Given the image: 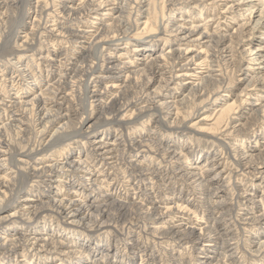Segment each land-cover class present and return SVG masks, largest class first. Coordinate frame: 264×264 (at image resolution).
Returning <instances> with one entry per match:
<instances>
[{"label":"bare ground","instance_id":"1","mask_svg":"<svg viewBox=\"0 0 264 264\" xmlns=\"http://www.w3.org/2000/svg\"><path fill=\"white\" fill-rule=\"evenodd\" d=\"M77 1L80 3L75 6ZM41 3V0H0V60L15 55L13 46L18 45L21 29L28 30L30 24L33 31L31 39L30 34L26 35L25 46H20L21 57L14 62L9 60V69L0 70V255L3 260L10 262L24 257L23 261L32 257L37 261L35 264H134L140 259L141 264H158L156 250L152 249L158 241L169 238L174 243L178 241L169 250L175 264H234L237 255L232 241L236 236L227 222V218L236 216L234 205L228 209L227 199L213 204L225 187L218 185L227 168L222 153H211L203 166L196 159L192 168L181 162L182 145H166L162 139L145 134L134 136L130 140L133 146L129 148L150 146L165 166L140 163L137 156L130 157L128 147L122 148L125 140L121 123L110 116L116 111L130 122L132 118L152 115L157 130L161 127L174 130L175 127L164 124L168 118L175 116L172 124L177 126L185 121L179 118V110L186 113L197 101L210 102L214 91L217 99L228 104L220 109L218 121L229 115L225 127L231 132H242L246 121L264 117V105L255 94L264 90L261 71L264 44L252 48L248 43L256 30L264 29L262 3L259 0H55L45 8ZM151 4L153 15L149 13ZM210 5L215 8L212 10ZM25 7L29 11L24 12ZM195 10L212 11V15L198 24L191 15H195ZM92 12L97 16L87 20L92 26L84 28L81 20ZM100 17L103 22L98 24ZM141 19L146 20L140 22ZM9 24L13 26L6 32L4 28ZM163 34L169 38L161 53L154 56L158 46L155 36ZM36 41L52 47L38 53L37 61L31 58L37 50ZM196 48L199 50L195 51ZM244 63L246 67L242 69ZM41 66L46 68L45 74ZM223 68L231 73L228 82L225 76L228 73ZM244 82L246 85L237 99L229 103L221 91ZM35 89L40 93L27 97ZM13 92L18 95L13 96ZM76 93L84 97L79 108L70 99ZM109 95L108 104L105 98ZM138 110L143 114L133 117ZM94 113L104 117L86 132L84 123ZM74 118L78 119L76 126L72 123ZM181 125L178 128H183ZM103 127H109L107 135L98 132ZM52 129L54 133L46 139ZM222 144L226 149L232 146ZM74 145L75 149L82 146L79 155L72 153ZM60 147L66 153L58 156ZM234 150L236 173L249 180L262 178L254 185L263 189L261 200L256 201L259 205L252 198L256 194L254 188H246L239 181L234 187L237 193H243L235 205L239 211L236 223L246 225L251 253L264 256V148L257 155L250 154L245 145ZM213 171L218 172L210 177ZM234 176L238 177L231 170L228 177ZM179 184L185 189L177 194ZM41 188L43 191H36ZM119 188H124L125 193ZM135 190L139 192H130ZM36 199L41 201L39 205H35ZM10 208H13L11 213L4 214ZM194 208H205L206 220L204 212L201 219L195 218L196 223L169 226L170 220L187 221L185 216ZM9 223H16V227H2ZM141 224L154 236L152 244L141 245L136 238L134 230ZM48 225L64 230L50 232ZM109 226L116 233L132 229L135 239L131 236L124 242L134 251L133 256L122 259L117 244L111 248H115L114 259L108 255L102 257L101 252L110 251L111 245L102 238L101 230ZM69 227L73 231L65 233ZM257 228L262 231L258 233ZM77 229L82 232L74 231ZM194 253L202 254L200 259L189 258L186 262L187 254ZM71 256L81 259L72 261ZM42 259L46 260L38 263Z\"/></svg>","mask_w":264,"mask_h":264},{"label":"rangeland","instance_id":"2","mask_svg":"<svg viewBox=\"0 0 264 264\" xmlns=\"http://www.w3.org/2000/svg\"><path fill=\"white\" fill-rule=\"evenodd\" d=\"M35 2L40 1V0H34ZM42 3V7L45 8V5L48 4H52L53 1L55 0H41ZM262 3V6L264 7V0H259ZM55 4L57 2H54ZM80 2L77 1L75 4V6H78ZM28 7H25L23 9V11L27 12L29 11V9H27ZM210 8L213 10L215 7L213 5H210ZM194 12V11H193ZM149 13L151 15H153L155 13L154 11V5L151 4V6L149 7ZM195 15H192V18L194 20H196V22L198 24L204 22L209 16L212 15V11L210 12H201V13H197V11L195 10ZM96 12H92L89 15H86L84 18H82V26L84 28L90 27L92 25L89 24V22H87L88 19H91L97 15H95ZM160 15V14H159ZM35 16V14H34ZM62 16V15H60ZM179 16L176 15L175 17ZM168 17V12H166V17ZM34 19V18H33ZM64 19H67V17H64ZM146 19H141L140 22L145 21ZM109 20H107L106 24L109 23ZM101 22H103L102 17H100L99 20L96 21V23L100 24ZM96 24V25H98ZM12 24H9L8 26H6L5 31L7 32L9 30V27ZM13 26V25H12ZM29 29L28 30H23V32H20L19 38L17 39V43L18 45L16 47L13 46V51L15 52L14 56L10 57V58H4L3 60H0V70H4L5 67L7 69H9V60H11L12 62L15 61V58L19 59V57H21V55L19 53L22 52V47L20 48V46H25L24 41H26V35H29L30 39L32 37L33 31L31 30L32 25H28ZM98 27V26H97ZM144 28V25L141 26V29ZM231 30V29H230ZM227 31H229V29H227ZM35 32V31H34ZM148 33H146L144 35V37L148 36ZM250 34L247 35V37H249ZM140 38L143 37L139 36ZM155 38L158 40V46L156 48V50L153 52L154 56H157L161 53V47L162 45H164L167 41V38H169V35L167 34H163V36H159L156 35ZM147 40V37H146ZM248 43H250V47H256L259 46L260 44H264V29H259L256 30L254 32V34L251 35L250 40H248ZM201 47V46H200ZM36 51L34 52L33 55H31V58L36 60V56L38 53L44 52L45 50H51L52 47L50 44H42L39 41H36ZM132 48H130V50H132ZM160 49V50H159ZM199 49L196 48L195 51H198ZM26 56V54L22 55V58H24ZM244 67H246V64H242V69H244ZM41 69L43 71V73H46V68L41 66ZM223 72H225L227 75L226 76V82H228L231 78V73L230 71L227 72V70L225 68H223ZM261 71L264 72V68L261 69ZM263 79H264V73H263ZM246 85V82L244 83H237L235 85H233L232 87H226L225 89H223L221 92L224 96H226V98H228L229 103H233V101H235L237 99V95H239L243 89V87ZM25 88V86H24ZM215 91L217 90V88H214ZM26 91H28V89H26ZM82 92H84V90H82ZM13 96H17L18 93L17 92H13ZM40 90L35 89L34 91H32L31 93H29L27 97H34L35 95L39 94ZM176 93V92H175ZM213 93V94H212ZM211 93V97H210V102H206V103H201L199 101H197L195 103V105H191V108H189L187 110V112H183V110H179L180 112V119L182 120L184 118L185 121H181L182 123H179L181 126H183V128H178L179 124H172L173 120H175V116L173 118H165L168 120V123H164L166 126L167 125H171L174 130H168L164 127H161L160 130H157L158 128V124L156 121H153V116L151 115L150 117H144L142 119L139 118H132V121L129 122L128 117L125 116H118L119 114H117V112L115 111L114 114H112V116H110L111 118L114 119V121H119L121 124L119 125V127L121 126L120 130L121 133L123 134L124 137V146H122V148L124 147H128L129 146H133L130 142V140L134 137V136H143L145 134H148V136H150L151 138L154 139H162L164 141V143L167 145L169 143H177L179 145H182V147H184V158L182 159V164L186 165L188 167H192L193 168V164L197 162L196 159H199V161H201L202 166L205 165V162L207 160V158L210 157L211 153L215 152V151H219L221 154V156L223 155V159H224V165L227 167L225 169V171L223 172L221 178L222 180H220V184L218 185H224V192L223 194H221L217 199H215L213 201V204H216L218 201L220 200H225L227 199L229 202V205H227L228 209L233 208L234 205V214H236V216H231L230 218H227V222L230 223L231 227L233 230H235V239L232 241V247L234 248V250H236V255L237 258L235 260L234 264H264V256L263 255H255L253 253H251L250 251V247L248 246V236L250 234H248L245 229L247 228L246 225H241V224H237L236 220H237V213L239 211H237V202L238 200L242 199V195L243 193H237L235 190V183L236 182H242L245 183V187L246 188H254L256 190V194L254 196H252L253 201H259L262 198L263 195V189L259 188V187H254L255 183L260 182L261 181V177L259 179V177L257 178H251L250 180L247 179L246 177L242 176L241 173H236L235 170V166H234V160L233 155L235 154V147L237 146H241V145H245V148L248 152H250V154L252 155H257L262 148H264V117H259V118H251L249 120V122L246 121V125H245V130H243L242 132H235L226 128L225 125L227 123V118L229 115H225L222 117V119L220 121H218V117L220 115V109L221 108H225L227 105H224L225 103L223 102V100H219V98L217 99V97L214 95V91ZM256 99H258L259 103L262 104V106L264 105V90H258L256 93ZM77 96V97H76ZM81 96V98H79ZM26 97V98H27ZM135 96H132L131 99L135 98ZM74 98H77L78 101ZM83 94L82 93H76V95L74 94V97H70V99H72L73 105L77 108L80 107L81 102H83ZM111 95H109L108 97L105 98V102L106 103H111ZM217 101V102H216ZM221 101V102H218ZM79 103V104H78ZM218 103V104H217ZM222 106V107H220ZM178 112V111H177ZM132 112L128 113V115H130ZM143 114V112H140V110H138L137 114H134L133 117H138L141 116ZM104 116L99 115V113H94L92 118L89 121H86L84 123L83 126V130H86L89 127H93L92 124L94 122H99L101 119H103ZM163 117H165V115H163ZM206 118L207 120L202 121V119ZM245 120V119H243ZM105 121V120H104ZM78 119L74 118L72 120V123H74V125H77ZM103 121H101L102 123ZM245 122V121H244ZM75 125V126H76ZM115 129V126L114 128ZM52 129L50 130V135L46 138L49 139V137L54 133ZM109 127H103V129H99L98 132L104 135H107L109 132ZM149 138V137H147ZM113 139H115V137H113ZM222 142H226L228 144H232V146L230 147V149H226L225 146L222 144ZM235 145V146H234ZM72 153H75L76 155H79L80 152H82L81 147H76L75 149V145L72 146ZM69 150V148L67 149ZM73 150L75 152H73ZM63 153H66L64 151V148H58L56 154L58 156H61ZM129 155L131 156H137V158H139L140 163H146V164H154V166H165L162 163H160L161 159L159 160L157 154L155 153V150H153L150 146H145L142 148H129ZM200 157V158H199ZM206 158V159H205ZM42 161V160H41ZM44 161H48V159H44ZM162 162V161H161ZM25 170V165L21 166V172H24ZM234 171V174L238 175L229 178V174L230 171ZM218 171H213L212 173H210V177L215 175V173H217ZM11 175V174H9ZM14 174L11 176L13 177ZM9 177V178H11ZM152 179H154L153 177L150 178V182H153ZM226 182V183H225ZM234 182V183H233ZM120 186V184L118 185V187ZM122 186V185H121ZM183 185L179 184L176 186V192L177 194L180 193V191H182ZM31 190L32 187H30ZM120 190H122V192L125 193L124 188H119ZM185 189V188H184ZM183 189V190H184ZM36 191L41 192L43 191V188L40 189H36ZM132 194H134L135 192H139L138 190L135 191H130ZM35 205H39L41 203V201L37 200L35 201ZM34 203V202H33ZM259 202L254 203L255 205H259L257 204ZM180 204H185V203H180ZM253 204V205H254ZM185 205H183L184 207ZM13 208H10L9 210H7V212H5L4 214H10L11 210ZM189 210V209H188ZM206 211L205 208L199 209V208H194L192 209V211L190 210V212L188 213V215L185 216V219H187V221H180L179 219H175V220H170V222L168 223L169 226H172L174 224L178 225L180 223H184V224H188V222L190 224L192 223H196L195 218L198 217V219H201V217H203L204 212ZM259 212H261V209L258 210ZM193 212H195V214H193ZM206 214V212H205ZM207 214L205 215L204 220H206ZM136 218V216L134 217ZM134 222H137L136 219H134ZM56 221V219H54ZM143 221V220H141ZM48 222L50 223V220H48ZM53 223V221H52ZM141 223V222H140ZM40 225L42 224V222L39 223ZM49 226V225H48ZM2 227H10V228H15L16 227V223H9V224H4ZM59 227H61V224L59 225ZM57 227V225H53V226H49L50 232H58V233H62V231L64 230V228H59ZM143 224H141L139 227L135 228V236L136 238H139V242L140 244H152L151 242L153 241V237L151 236V231H149L148 229L143 228ZM56 228L59 230H56ZM70 228V227H69ZM48 229V230H49ZM117 229L121 230V227H117ZM61 230V231H60ZM71 230L73 231V229H68L67 231H65V233H70ZM125 232H124V231ZM120 233H116L115 230L113 231V228L111 226L107 227L106 229L101 230V235L102 238L106 240L107 245H111V247H109L110 251L106 252L103 251L101 252L102 257H105L106 255H108L107 257L114 259L115 258V248H113V246L115 245H119L120 246V250H121V254L120 256L122 257V259L124 257H128V256H133L134 251L130 250L129 246L127 244H125L124 241H128L131 236L133 235L132 229H123ZM74 231H81V229H77ZM128 231V232H126ZM130 231V233H129ZM262 229L261 228H257V232H261ZM116 235H114L115 233ZM57 233V234H58ZM68 233V234H69ZM123 233V234H122ZM83 234L87 235L86 232H84L83 230ZM125 234V236H124ZM118 235V236H117ZM135 236L132 238L135 239ZM120 238V239H119ZM118 240V241H117ZM121 240V241H119ZM155 241V240H154ZM121 242V243H120ZM158 245H156V247L153 245V247H155V249L153 248L152 250H156V255H157V263L158 264H175V262L172 260V258L170 257V248L171 245L177 243L178 241H176L174 243V241L169 240V238L162 240V242L158 241ZM120 243V244H119ZM153 244H155V242H153ZM106 245V246H107ZM209 248L206 247V250H208ZM202 254L200 253H194L192 254H187L185 261L189 262L190 259L196 260L198 261ZM22 258L24 257H20L18 258V260H12L10 262H7L5 260H3L2 255H0V263L1 264H35V262H37L36 260H33V258H27L24 259L22 261ZM190 258V259H189ZM77 259H81L79 257H75V256H71V260L75 261ZM46 259H42V261H38V263H43V261H45ZM141 260L138 259L136 261H134V264H141L140 263Z\"/></svg>","mask_w":264,"mask_h":264}]
</instances>
